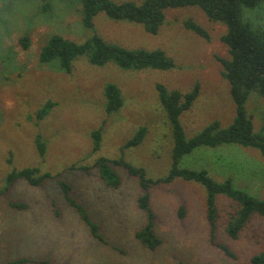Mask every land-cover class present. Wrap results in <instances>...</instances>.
<instances>
[{
	"label": "rangeland",
	"instance_id": "1",
	"mask_svg": "<svg viewBox=\"0 0 264 264\" xmlns=\"http://www.w3.org/2000/svg\"><path fill=\"white\" fill-rule=\"evenodd\" d=\"M49 2L51 8L44 10L42 0H0V188L13 168L39 166L42 172L57 176L39 186L20 179L8 193L0 194V264L21 258L27 259L21 264H254L252 256L264 248V217L255 214L239 237L233 238L227 224L238 206L227 195L217 196L215 240L229 246L234 255H228L212 240L206 188L176 177L149 189L155 230L162 239L151 249L136 236L148 221L139 206L144 193L139 178L116 165L122 182L113 187L93 166L100 156L123 157L143 167L148 177L169 173L173 136L159 98V83L184 93L200 84L198 97L180 117L188 138L215 120L223 127L233 122L236 105L217 58L230 55L221 40L225 24L209 19L198 6L168 7L164 23L151 33L140 23L100 12L94 18L95 31L106 40L130 49H162L175 66L124 69L115 61L96 65L79 57L68 73L58 59L42 62L41 47L55 33L83 41L95 31L82 22L80 0ZM244 17L264 27V3L245 7ZM189 18L206 28L210 38L187 29L184 22ZM26 33L30 35L27 49L20 41ZM108 83L116 84L124 98L123 106L113 114L106 112ZM48 100L55 105L39 120L37 110ZM246 108L255 130L260 131L264 97L253 91ZM100 126L101 147L94 151L92 132ZM142 126L147 127L143 141L125 147ZM38 134L47 144L43 156L36 144ZM180 165L206 168L218 181L230 177L236 187L264 199V155L256 148L237 143L201 146L183 156ZM61 180L71 185L73 198L98 224L101 238L93 235L65 198ZM10 201L27 206L13 207Z\"/></svg>",
	"mask_w": 264,
	"mask_h": 264
},
{
	"label": "trees",
	"instance_id": "2",
	"mask_svg": "<svg viewBox=\"0 0 264 264\" xmlns=\"http://www.w3.org/2000/svg\"><path fill=\"white\" fill-rule=\"evenodd\" d=\"M42 8H51L49 0H42ZM82 5V22L85 27L95 31V16L104 12L113 19L129 20L142 24L148 32L157 33L165 20V9L168 7L198 6L209 19L225 24L226 31L221 40L228 46L229 57L218 56L223 65L222 74L229 81L232 98L236 105V115L233 122L223 127L218 120L209 123L198 134L188 138L181 122L182 113L189 109L200 93L197 82L190 92L184 93L178 89L170 90L164 84H157L159 98L165 109L172 128L173 149L172 166L164 177L151 178L143 167H138L123 157L109 158L100 156L93 166L99 169L101 177L113 187L120 186L121 176L115 169L116 165L126 168L130 174L137 176L144 193L139 197V206L146 211L148 221L143 228L136 232V236L144 245L155 249L162 242L155 230L156 213L150 204V187L153 184L170 182L176 177L201 183L207 192V215L212 227L213 242L228 255H234L232 250L223 242L215 240L218 217L217 196L224 194L237 204V211L227 224V231L233 238H238L247 223L255 214L264 217V199L258 198L248 191L234 185L232 178L218 181L213 178L206 168L194 169L182 167L180 161L183 156L201 146L216 147L225 143H237L245 147L258 149L264 155V117L263 126L256 131L253 116L246 108V101L253 91L264 97V27L254 26L244 17V9L257 8L264 0H144L141 3L133 1L116 2L114 0H80ZM184 25L187 29L209 39V32L201 24L189 18ZM24 48L30 46V35L24 34L20 39ZM79 57H86L89 62L104 65L115 61L124 69H170L175 66L174 59L162 49L148 50L144 48L130 49L106 40L98 32H94L83 41H76L62 34L55 33L40 50L39 58L42 62L58 59L60 67L70 73L74 61ZM106 112L116 113L123 106L124 98L121 89L114 83L105 87ZM55 102L48 100L37 110L39 120L45 118ZM147 134V127H140L126 143L125 147L140 144ZM103 126L92 132L93 150L101 147ZM39 153L43 156L47 149L45 139L41 134L36 137ZM11 162V159H9ZM84 169H89L84 166ZM57 177L51 172H42L39 166H28L21 169L13 168L7 175L5 184L0 188V194L8 193L20 179L26 180L34 186L41 185L46 179ZM65 198L80 212L82 219L91 228L94 236L100 237L99 226L94 222L86 207L77 202L72 194V187L68 182L60 181ZM13 207L23 208L27 205L10 201ZM185 214L184 207L180 209V216ZM26 258L10 261L9 264H21ZM254 264H264V248L252 256ZM180 264H187L180 262Z\"/></svg>",
	"mask_w": 264,
	"mask_h": 264
}]
</instances>
